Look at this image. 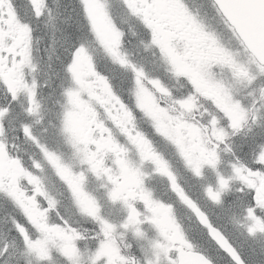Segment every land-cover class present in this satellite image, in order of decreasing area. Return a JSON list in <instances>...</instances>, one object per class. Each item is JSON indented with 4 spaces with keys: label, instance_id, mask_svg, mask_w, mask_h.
<instances>
[{
    "label": "clouds",
    "instance_id": "clouds-1",
    "mask_svg": "<svg viewBox=\"0 0 264 264\" xmlns=\"http://www.w3.org/2000/svg\"><path fill=\"white\" fill-rule=\"evenodd\" d=\"M177 2L179 16L150 19L188 75L161 54L153 28L134 10L153 0H99L104 34L83 0H40L39 12L34 0H24L21 35L9 42L21 84L11 95L0 88V247H8L9 264H92L97 233L85 201L136 264H170L181 253L199 264H264V203L257 200L264 178V46L254 47L251 28L229 18L222 0H170ZM73 61L87 70L70 72ZM141 97L159 120L141 108ZM81 107L83 133L68 122ZM177 140L215 166L205 163L195 175ZM126 172L135 183L126 182ZM117 185L124 188L114 200ZM158 205L166 215L154 211ZM56 227L75 237L77 254L62 251L61 233L50 231ZM37 241H46V254L28 247Z\"/></svg>",
    "mask_w": 264,
    "mask_h": 264
},
{
    "label": "snow or ice",
    "instance_id": "snow-or-ice-1",
    "mask_svg": "<svg viewBox=\"0 0 264 264\" xmlns=\"http://www.w3.org/2000/svg\"><path fill=\"white\" fill-rule=\"evenodd\" d=\"M5 5L6 7H4ZM33 6L35 7L36 12H39L40 0H34ZM82 6L88 19L92 20L93 24L95 25L97 14L101 13L102 7L99 3V0H83ZM219 7L223 9V12L229 16V18H233L237 22L251 28V36L254 47L256 44L264 46V0H231V2L227 5L221 2ZM134 10L143 12L145 23H147L149 27L153 28L154 43L159 45L161 54L167 57L168 60L175 65L178 73H184L185 75H188L189 73L187 72L183 63L180 61V58L177 57L169 48L167 37L164 36L160 39L156 38L155 34L158 29V25H155L152 19H150V16L153 14H176L179 16L178 2L173 6L170 4V0H153V3L148 7ZM21 12H26L24 0H0V88H6L7 90H10V95L14 94L15 91L13 85L20 86L21 84V78L17 75L16 69L12 63V47L9 46L10 41L17 39V30H21L19 23ZM4 53H8L10 55H4ZM77 57H79V53H77ZM121 63H123V61H121ZM9 64L11 65L10 67H5ZM76 66L77 61H73L72 65L69 66V71H75ZM13 77L15 78L13 79ZM193 82L195 83V80ZM68 95L69 97H72L75 94L69 91ZM140 106L152 119H160L158 113L153 110L151 103L146 101V97L140 98ZM219 106L225 111L226 114H231L227 105L221 102ZM70 115L71 114L69 113V116ZM81 139H83L85 142L87 140V138L83 135H81ZM177 146L180 148L181 153L185 156L191 171L195 175H200L201 167L205 163L215 166V159H201L200 157L194 156L192 154L194 149L186 150L179 140H177ZM11 163L15 164V161H12ZM97 167L98 165H94L93 170L95 171ZM237 171L239 170L237 169ZM68 175L70 177L71 174L69 173ZM125 177L126 181L130 180V183L128 184L135 183L134 173L126 172ZM14 182L15 177L13 176L12 183L14 184ZM69 182H72L71 179ZM113 183H115V181H113ZM220 183L223 185L225 182L221 180ZM249 184L251 185L252 182L249 181ZM123 188V185H117L112 189L110 196L114 200L119 198ZM262 191H264V178L261 179L260 188H257V200L258 202L264 203V197L260 195ZM10 194L19 200V197L16 196V190H13ZM21 195L23 194L21 193ZM208 196L214 201H219V195L214 193L211 189L208 190ZM141 198L147 200L145 195H142ZM181 198H183V194H181ZM25 210L31 211L29 209ZM84 211L94 218L90 223V226L97 233V235L93 237L92 248L89 251L92 264H97V261H99V264H136L134 259L125 255L118 245L113 240L109 239L111 232L110 223H106L104 218L96 214L94 203L91 201L85 203ZM154 211L159 212L162 216L166 215L167 213V209H164L159 205L154 209ZM135 215V209H131L130 219L135 217ZM201 222L207 227V230L211 236L216 238V240L221 245L226 247L223 239L216 232L209 220L201 216ZM57 223L59 224V221ZM157 226L159 227V224ZM41 227L43 229V226ZM50 231L61 233L62 238L65 241L62 251H65L66 253L70 251L73 254H77V249L73 246V240L75 238L73 235L64 234V229L60 227L50 229ZM137 235L139 236L142 234L137 232ZM175 238H180L178 232L175 234ZM45 243L46 241H37L35 244L29 242L28 247L30 249H35L39 254L44 255L46 254V249L44 247ZM154 247L160 248L161 246L156 244ZM163 250L166 254L167 249ZM10 259L11 253L9 252L8 247H0V264H9ZM73 264H76L75 260L73 261ZM148 264H152V262L149 261ZM170 264H199V259L196 256H192L190 260H185V254L181 253L180 259L172 260Z\"/></svg>",
    "mask_w": 264,
    "mask_h": 264
},
{
    "label": "rangeland",
    "instance_id": "rangeland-1",
    "mask_svg": "<svg viewBox=\"0 0 264 264\" xmlns=\"http://www.w3.org/2000/svg\"><path fill=\"white\" fill-rule=\"evenodd\" d=\"M96 26L99 31H101L102 34H104V17L102 13H98L96 17ZM18 36L21 35L20 30H17ZM4 55H10L8 53H4ZM11 65H6L5 67H10ZM76 70L78 72H84L87 70L86 64H77ZM146 101L151 103L150 99L146 97ZM77 106H80V100L78 98H73L72 101ZM71 115L68 117L70 126L77 132L83 133L85 125L87 123V112L85 109L81 107V110L76 113H70ZM127 183H130L129 181H126ZM87 203V201H85Z\"/></svg>",
    "mask_w": 264,
    "mask_h": 264
},
{
    "label": "water",
    "instance_id": "water-1",
    "mask_svg": "<svg viewBox=\"0 0 264 264\" xmlns=\"http://www.w3.org/2000/svg\"><path fill=\"white\" fill-rule=\"evenodd\" d=\"M222 2H223L225 5H227V4H229V3L231 2V0H222Z\"/></svg>",
    "mask_w": 264,
    "mask_h": 264
}]
</instances>
